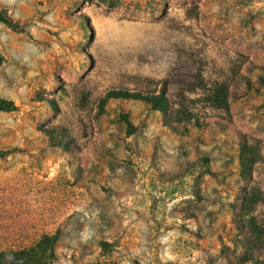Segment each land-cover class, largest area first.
Returning a JSON list of instances; mask_svg holds the SVG:
<instances>
[{
	"label": "rangeland",
	"instance_id": "obj_1",
	"mask_svg": "<svg viewBox=\"0 0 264 264\" xmlns=\"http://www.w3.org/2000/svg\"><path fill=\"white\" fill-rule=\"evenodd\" d=\"M0 12V264H264V0Z\"/></svg>",
	"mask_w": 264,
	"mask_h": 264
},
{
	"label": "trees",
	"instance_id": "obj_2",
	"mask_svg": "<svg viewBox=\"0 0 264 264\" xmlns=\"http://www.w3.org/2000/svg\"><path fill=\"white\" fill-rule=\"evenodd\" d=\"M0 22L11 24L12 20L5 15L3 12H0ZM149 84L153 78L148 77ZM200 87L198 85L193 86L188 92L191 94H199ZM204 89V88H203ZM187 92V94H188ZM204 93L201 92V95ZM186 95V94H183ZM180 109L182 115H189L195 113L197 117L201 114L200 109L195 106H191L189 102L181 101L177 104L176 109ZM212 108H214L212 106ZM175 109V111H176ZM206 112V110H204ZM188 119V118H187ZM182 121H186L185 119ZM62 124L58 123L48 128V131L52 134L56 130H61ZM251 163H253L251 165ZM246 171L250 177H255V172L257 171L255 162H250L249 160L246 162ZM209 172L210 169L207 168ZM243 209V220L245 223V227L247 228V232L245 233L248 238V242H250L251 246L255 249H264V192L262 187H260L255 181L250 184L246 191L245 200L242 205Z\"/></svg>",
	"mask_w": 264,
	"mask_h": 264
}]
</instances>
